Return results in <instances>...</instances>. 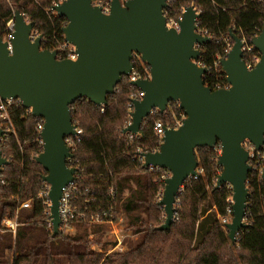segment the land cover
<instances>
[{
  "label": "trees",
  "instance_id": "1",
  "mask_svg": "<svg viewBox=\"0 0 264 264\" xmlns=\"http://www.w3.org/2000/svg\"><path fill=\"white\" fill-rule=\"evenodd\" d=\"M58 1L0 0V37L12 34L8 24L19 11L33 22V32L42 37L41 49L57 50L65 42L62 29L67 24L52 11ZM191 5L200 13L199 29L211 37L200 49L199 61L207 68L204 83L217 90L226 84L224 73L214 66L218 57L225 55V39L233 44L232 32L250 44L262 28L264 0H168L167 21H177ZM243 59L247 62L250 58L244 55ZM132 63L141 77L147 76L142 68L148 67L140 59L134 57ZM139 91L124 76L105 105L78 99L70 106L72 123L82 132L71 148L72 161L68 163L77 169L70 204L75 213L84 216L69 221L73 233L60 229L56 236L48 228L46 198L38 197L46 175L35 162L42 151L36 131L42 119L33 117L21 104L6 108L12 128L0 143L2 156L8 161L0 172V221L6 216L14 218L21 202L30 201V205L17 213L15 236L0 233V264H264L261 166L254 165L248 174L247 227L239 231L231 246L221 219L228 216L232 193L224 186L215 188L221 172L218 147L195 150L201 173L184 182L170 227L158 229L165 221L158 205L164 171L143 168L139 156L158 149L156 122L174 125L184 114L178 103L171 102L164 113L149 115L137 135L123 133L130 121L132 101L140 98ZM101 213H106L107 219L112 216L117 220L121 215L125 219L126 230L136 236L124 240L125 250L106 253L91 249V244L114 246V242H102L109 225L91 222Z\"/></svg>",
  "mask_w": 264,
  "mask_h": 264
},
{
  "label": "water",
  "instance_id": "2",
  "mask_svg": "<svg viewBox=\"0 0 264 264\" xmlns=\"http://www.w3.org/2000/svg\"><path fill=\"white\" fill-rule=\"evenodd\" d=\"M167 7L168 0H111L104 13L93 0L54 5L52 11L67 20L62 33L75 48V60H59L56 50L41 49L42 37L31 39L34 24L19 11L14 12L11 37H0V102L18 100L43 121L42 151L35 162L46 171L43 182L49 186L53 236L60 231L62 191L77 173L66 163L72 154L64 139L76 135L70 106L78 99L105 105L116 85L131 74L135 55L149 68V75L131 83L143 97L132 101L131 123L123 133L137 135L153 109L164 113L171 102L178 103L184 114L178 128L164 130L155 152L141 154L143 168L169 173L158 201L165 215L158 229L170 227L180 189L199 175L195 150L216 146L221 150L217 158L221 172L215 188L232 186V219L225 225L231 246L247 227V177L252 167L242 142L249 140L256 150L264 142V20L260 33L250 40L260 54L250 69L241 38L230 32L232 47L220 59L230 87L212 90L204 83L207 68L197 64L201 52L196 45L211 41L198 32L200 13L192 5L185 7L177 31L167 26ZM3 136L0 128V139ZM7 163L0 144V172Z\"/></svg>",
  "mask_w": 264,
  "mask_h": 264
},
{
  "label": "built area",
  "instance_id": "3",
  "mask_svg": "<svg viewBox=\"0 0 264 264\" xmlns=\"http://www.w3.org/2000/svg\"><path fill=\"white\" fill-rule=\"evenodd\" d=\"M62 1L63 0H59L58 3L62 2ZM110 1L111 0H105V1L93 0V3L95 5L101 6L104 13H108L109 12V7H110ZM180 19H181V17L177 21H170V22L167 21V26L169 28H175L178 31L179 30V24H178V22H179ZM9 24H8V29L12 31L13 30V23H9ZM197 26H198V23H197ZM198 32L200 34L204 35V36H208L205 32H203L202 30H200L199 27H198ZM37 36L38 35L35 32H32L31 39L34 40ZM10 37H11V34H9L6 37H4V39L5 40H8ZM241 40L243 42L242 51H243L244 55H248L249 58H250L247 62H245V64L250 69L259 60L260 54H259L258 51H256L253 48V46L251 44H248L247 41L244 38H241ZM225 42L227 43L226 49H224V54L225 55L223 57H218V59L214 62V66L219 71V73L220 72L224 73L223 70H222V68H221V65H220V59L221 58H225L226 55H227V53L230 51V49L232 47V42L229 40V38H226L225 39ZM202 46L203 45H196V47L198 48V50H200L202 48ZM56 54H57L56 55L57 56V59H59V60H63V59L75 60L77 58V55L75 53V48L72 45H70V44H68L66 42H64L63 44H61L58 47V49L56 50ZM134 57L140 59V57L138 55H135ZM199 58H198L197 64L199 66H202L203 67L202 63L199 61ZM140 61H141V59H140ZM148 69L146 67H143L142 68V72L143 73H147V76L146 77H144V76L141 77L140 76V73L137 72L134 69V66H133L132 71H131V74L128 76L129 79H130V83L135 82L137 79L147 78L148 75H149V70ZM224 75H225V73H224ZM225 78H226V76H225ZM229 87L230 86L226 82V84L222 88H220V89H228ZM139 96H140L139 100H141L142 97H143V92L139 91ZM15 103L21 104L20 101H18V100H12V99H8V100H5L3 102H0V128L4 131V136H5V133L6 132H9L10 129L12 128V125L10 123L9 116H8L7 111H6V108L8 106H11V105L15 104ZM131 106H132V110H133V104H131ZM156 112H158V111L156 109H153L151 111V114H154ZM130 123H131V118H130V121H129L128 125H130ZM180 124H181V121H175L174 122V125H172L170 123L163 124L161 122H156L155 123V126H154V131H155V135L158 138H160V143H161V138L163 136V133H164V130L165 129H176V128L179 127ZM73 125L75 127L76 135H74V136H67L64 139L66 146L69 147V149H70V152H71V148L75 144V141H78L79 140V136L82 133L81 132V129L78 127V124H73ZM42 127H43V121H42L41 124H39L36 127V131L39 133V142L41 144H42V140H41V137H40V131H41ZM4 136L0 139V143L2 141H4ZM242 146L248 152V155H249V161H248V163L251 165L252 169H253L254 165L261 166V168H260V174H261L262 173V168L264 166V142H263V145H262V147H261L260 150H256L255 149V146L249 140H247V139L242 142ZM216 147H218V151H219V153H221L220 147L219 146H216ZM141 154L139 156V162L143 164V158H142ZM71 161H72V157L67 159V162L66 163H67V166L68 167H71L68 164ZM154 169H156V170H162V169H158V168H154ZM154 169L153 168H150V170H154ZM163 171H164V173L162 174L161 179H162V181L164 183V180L169 177V173L166 170H163ZM200 173H201V169L198 168V174H200ZM222 186H224L226 188V190H228V191H230L232 193V186L230 184L227 183V184H224ZM75 190H76V186H75L74 181H73L72 183H70L68 186H66L63 189V191H62V197H61L60 203H59V217H60V221H61L60 229H63L66 232H69V233H73V228H71L68 225L69 221L72 220V219H74V218H76V217H83L84 216L81 213H75L74 208H72V206L70 204L71 194ZM163 190H164V187H163L162 190H160V193H159L160 196L162 195ZM48 191H49V186L45 183L44 190H42L39 193L38 197L39 198H42V199L46 198V201H44L43 203L47 206V212L46 213L50 216V212H49L50 201L48 199ZM181 191H182V188L180 189V193H181ZM17 202H18V199H17ZM228 202L230 204H232V196L228 199ZM29 205H30V201H23L17 207V209L15 211V217L14 218H9L7 216L4 217L0 221V233L9 232V233L12 234V236H15L16 229L18 227L17 213H18V211L20 209H27V208H29ZM176 206H178V199H176V204L174 205V207L176 208ZM247 206H248V204H247ZM227 212H228V215L229 216H232V214H231L232 213L231 208L228 209ZM108 217L109 218L107 219V214L106 213L95 214L92 217V220H91V222H93V223H104V224H108L109 225V234H107V235H108L109 239H111V242H114V246H112L111 248L109 247V249H107V250L106 249H103V250L102 249H98L97 251H99V252H106V253H110V252H113V251H123V250H125V247L123 245V240L121 241V238H123V237L119 234V229H118V223H120V220H115L112 216H108ZM229 219L230 218H228V217L222 218L221 219L222 224L226 225L227 223H229ZM244 220L246 222V215H245V219ZM48 228L49 229H52L51 219H50V221L48 223ZM110 236H112V238ZM91 237H92V235H90V238ZM91 249L96 251V248H95L94 244L91 245Z\"/></svg>",
  "mask_w": 264,
  "mask_h": 264
},
{
  "label": "rangeland",
  "instance_id": "4",
  "mask_svg": "<svg viewBox=\"0 0 264 264\" xmlns=\"http://www.w3.org/2000/svg\"><path fill=\"white\" fill-rule=\"evenodd\" d=\"M123 1V0H122ZM10 25V24H9ZM4 39V38H3ZM162 196V195H161ZM161 198V197H160ZM228 218H230L229 219V222L231 221V219H232V216H227ZM164 218V217H163ZM120 227V228H119ZM109 229V228H108ZM118 229H119V234L124 238H121V241L123 240H127V239H135L136 238V236H132L131 235V232L130 231H128V230H126V222H125V219H124V222L123 223H118ZM107 234H109V231L108 232H105L103 235H102V242H106V243H109V242H111V239H109V237H108V235ZM92 245V244H91ZM94 246H95V248H96V250H98V249H109V247L110 246H103V245H99V246H97V245H95L94 244ZM124 247H125V244H124Z\"/></svg>",
  "mask_w": 264,
  "mask_h": 264
},
{
  "label": "crops",
  "instance_id": "5",
  "mask_svg": "<svg viewBox=\"0 0 264 264\" xmlns=\"http://www.w3.org/2000/svg\"><path fill=\"white\" fill-rule=\"evenodd\" d=\"M131 185H132L133 188H135L134 183H131ZM127 194H128V191H125L124 195L126 196ZM117 220H120L121 223L124 222V218H123L122 215H121ZM119 228H120V227H119ZM110 237L112 238V236H110ZM123 245H124V241H123ZM109 246H110V248L112 247L111 245H109Z\"/></svg>",
  "mask_w": 264,
  "mask_h": 264
}]
</instances>
